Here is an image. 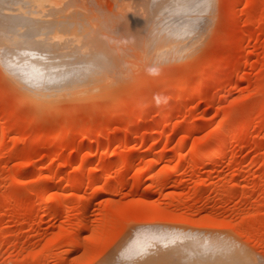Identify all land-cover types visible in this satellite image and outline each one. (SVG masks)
I'll return each instance as SVG.
<instances>
[{"label": "rangeland", "instance_id": "rangeland-1", "mask_svg": "<svg viewBox=\"0 0 264 264\" xmlns=\"http://www.w3.org/2000/svg\"><path fill=\"white\" fill-rule=\"evenodd\" d=\"M150 1L54 6L87 94L37 104L0 67V264H103L138 229L264 260V0H209L157 50Z\"/></svg>", "mask_w": 264, "mask_h": 264}, {"label": "bare ground", "instance_id": "bare-ground-1", "mask_svg": "<svg viewBox=\"0 0 264 264\" xmlns=\"http://www.w3.org/2000/svg\"><path fill=\"white\" fill-rule=\"evenodd\" d=\"M157 1L150 2L157 6ZM58 2L59 0H0L1 70L12 84L37 104H50L59 97L87 94L94 90L102 77V73L93 71L94 58H82L75 53L74 45L79 42V35L54 12V6ZM159 4V14L156 16L159 21L152 24H155L152 28L154 31L146 41L154 50L177 46L185 40V31L192 27L189 19H200L201 13L209 6V0H162ZM220 139H217L218 142ZM169 236L167 231L138 229L125 241L117 243L119 245L114 247V252L106 255L105 259L108 258L102 262L214 264L215 259L202 260L191 255L203 250L201 242L199 244L196 239L194 242L192 238L190 241L177 237L170 239ZM162 249L165 251L159 252ZM157 252L160 254L152 255ZM227 260L228 258L218 255L216 264H224Z\"/></svg>", "mask_w": 264, "mask_h": 264}, {"label": "snow or ice", "instance_id": "snow-or-ice-1", "mask_svg": "<svg viewBox=\"0 0 264 264\" xmlns=\"http://www.w3.org/2000/svg\"><path fill=\"white\" fill-rule=\"evenodd\" d=\"M259 264H264V260H261V261L259 262Z\"/></svg>", "mask_w": 264, "mask_h": 264}]
</instances>
